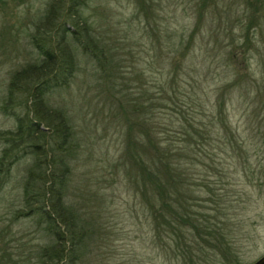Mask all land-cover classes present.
I'll use <instances>...</instances> for the list:
<instances>
[{"label":"trees","instance_id":"trees-1","mask_svg":"<svg viewBox=\"0 0 264 264\" xmlns=\"http://www.w3.org/2000/svg\"><path fill=\"white\" fill-rule=\"evenodd\" d=\"M89 1L52 0L49 3L35 27V33L44 37L39 42L33 41L43 58L16 70L8 80L4 96L2 109L15 118V129L4 138L0 190L13 162L22 154L29 155L31 166L22 184L21 201L28 215L37 216V223L44 225L47 242L38 252L40 264H85L86 240L98 238L112 245V240L123 239L113 226L93 221L86 227L87 223L68 208L66 201L64 191L69 173L66 156L72 151V132L62 111L45 107L44 96L51 83L67 85L76 74L68 35L84 49L93 47L95 54L92 55L102 58L103 64L98 66L106 83L103 87L111 97L120 129L121 144L113 165L119 181L115 178L113 183L126 186L132 194L134 239H138L140 246L130 251L129 259L114 264H143L147 256L141 246H147L148 238L154 248L163 252L169 264L218 261L237 264L239 250L234 241L243 226L232 220L231 201L227 202V198L216 192V183L228 174L248 176V161L253 155L240 132L231 130L229 122L230 89L238 87L239 81L234 82L235 86L226 80L229 64L213 67L191 64L196 56L191 54L196 29L185 35L183 29L173 30L172 23L166 21L163 46L166 55L164 64L158 66L159 77H153V70L148 80L146 70L132 64L130 74L136 71L139 75L137 91L133 92V78L126 77L129 72L123 74L116 70L110 54L106 55L95 44L98 41L93 36V20L86 14ZM138 3L145 13L146 0ZM210 6L213 9L217 3ZM207 7L203 6L205 10ZM235 16L214 18L217 28L213 47L218 62L221 58L228 63L235 54L245 53L246 41L241 43L232 30L246 24L243 16ZM156 28L152 30L154 36L160 30ZM147 66L150 71L153 64ZM244 84H248L245 87L249 90L250 83ZM42 124L48 131L42 130ZM203 194L208 195L213 205L210 210L205 204L194 202ZM213 196L218 201L214 202ZM229 213L231 217L224 223L220 218L222 215L227 218ZM111 235L115 238L109 240ZM97 246L104 248L101 244ZM107 258L105 264L111 261Z\"/></svg>","mask_w":264,"mask_h":264},{"label":"rangeland","instance_id":"rangeland-1","mask_svg":"<svg viewBox=\"0 0 264 264\" xmlns=\"http://www.w3.org/2000/svg\"><path fill=\"white\" fill-rule=\"evenodd\" d=\"M51 1L0 0V157L6 148L4 138L15 129V118L2 109L8 80L16 70L42 60L43 56L33 41L39 42L44 36L36 34L35 27ZM146 2L144 7L147 10L142 13L138 0H90L86 14L93 20V36L98 41V45L95 44L101 46L106 55L110 54L116 70L123 74L129 72L126 77L133 78V92L137 91L139 75L136 71L130 74L132 64L145 69L148 80L153 76L150 73L153 70V77H159L158 66L164 64L166 55L163 46L168 23H172L173 30L183 29L185 35L196 29L195 47L191 50L196 56L191 64L212 67L229 64L226 80L232 85L239 81L238 87L230 89V127L233 132H240L253 155L248 161V176L228 174L219 178L220 183H216L215 188L218 194L227 198V202L231 201L232 220L243 226L234 241L239 250L237 264H252L264 254V0ZM214 3L217 6L211 9L210 5ZM206 5L205 10L203 6ZM227 14L243 16L245 27L236 26L232 31L241 43L246 41V47L243 48L244 55L235 54L224 63L221 58L218 62L214 57L213 37L217 28L214 18ZM156 27H160L158 36L152 31L158 29ZM51 35L54 37L53 33ZM67 42L75 56L76 74L67 85L51 83L44 96V105L62 111L72 132V151L66 156L69 173L64 191L68 208L87 223L86 227L89 228L93 221L102 226H113L123 238L112 240V245L98 238L86 240L83 245L85 264H105L107 256L111 259L109 264H114L129 259L132 250L140 246L138 239H134L132 194L126 186L113 183L116 178L113 165L121 144L120 129L110 103L111 97L103 87L106 83L98 66L103 64L102 58L92 55L95 54L93 47L84 49L77 45L70 35ZM96 52H100L97 47ZM230 52L227 53L229 57ZM147 64H153L150 71ZM243 78L248 81L240 82ZM248 82L250 86L246 90L248 84L244 83ZM43 129L48 131L44 124ZM31 160L25 154L16 159L0 190V264H40L38 252L47 242L44 225L37 223V216L28 215L21 201L22 184ZM115 181H119V176ZM217 197L211 199L215 202ZM208 198L203 194L194 202L203 203L210 210L213 205ZM222 216L220 219L225 223L230 213L227 218ZM111 238L115 236H109V240ZM97 244L104 245V248H98ZM141 249L147 256L143 264H169L163 252L150 244V238L147 246H141ZM214 264L229 263L218 261Z\"/></svg>","mask_w":264,"mask_h":264},{"label":"water","instance_id":"water-1","mask_svg":"<svg viewBox=\"0 0 264 264\" xmlns=\"http://www.w3.org/2000/svg\"><path fill=\"white\" fill-rule=\"evenodd\" d=\"M252 264H264V254Z\"/></svg>","mask_w":264,"mask_h":264}]
</instances>
